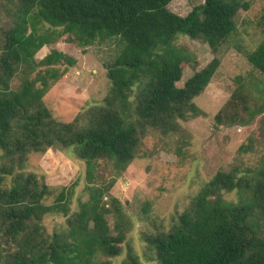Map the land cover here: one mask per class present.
Instances as JSON below:
<instances>
[{
    "label": "trees",
    "instance_id": "16d2710c",
    "mask_svg": "<svg viewBox=\"0 0 264 264\" xmlns=\"http://www.w3.org/2000/svg\"><path fill=\"white\" fill-rule=\"evenodd\" d=\"M170 1L2 3L9 19L0 25V264H112L101 256L120 254L124 240L120 213L102 199L114 179L88 184V199L71 213L66 187L51 204L44 203L51 189L26 172L25 165L31 153L71 149L86 163V179L91 182L100 159L124 169L149 128L174 133L180 128L178 121L201 113L193 99L219 61L213 57L177 86L182 69L193 63L194 56L176 38L199 39L217 51L235 32V16L248 2L199 0L187 14L179 15L168 8ZM63 35L81 47L108 43L117 51L113 60L104 62L111 82L108 94L88 110L83 123L55 119L42 101L45 90L62 74L56 64L69 65L73 59L56 48L39 60L35 54ZM246 58L263 79L256 78L251 88L237 77V87L214 115L218 124L246 125L264 112V40ZM15 77L19 83L12 87ZM130 91L133 100L128 98ZM253 92L258 95L252 104ZM249 148L244 143L238 151ZM231 193L234 197L227 198ZM51 212L66 220L64 227L48 233L42 219ZM107 212L117 216L112 225L115 235ZM171 222L167 229L144 237L156 264H264V159L256 167L217 170ZM121 264L140 263L129 249Z\"/></svg>",
    "mask_w": 264,
    "mask_h": 264
},
{
    "label": "rangeland",
    "instance_id": "374dc122",
    "mask_svg": "<svg viewBox=\"0 0 264 264\" xmlns=\"http://www.w3.org/2000/svg\"><path fill=\"white\" fill-rule=\"evenodd\" d=\"M17 4L18 0H0V25L9 15L1 6ZM248 7L240 8L235 16V32L217 49L212 51L206 42L179 35L176 43L185 47L194 56L193 63L182 69L176 82L182 86L194 72L206 66L213 57L219 65L203 91L193 101L201 113L178 121L180 128L170 134L149 128L140 136L134 158L124 169H116L108 159H100L91 182L86 179L87 165L71 149L48 148L43 153H31L27 157L26 172H33L49 185L51 192L43 200L51 204L57 192L66 187V204L73 213L80 202L88 199L87 185L108 184L103 193L108 208L120 213L121 233L124 240L121 252L114 257H104L112 264H121L129 249L138 256L140 264H156L154 253L146 247L145 235L167 229L172 217L180 213L202 185L219 169L232 166H257L264 159V112L255 115L246 125H225L215 122L217 110L230 98L241 77L251 88L256 78L262 75L247 61L246 53L264 40V0H247ZM199 0H171L168 8L179 15L187 14ZM66 35L55 43L44 45L35 54L39 60L52 48L70 56L73 63H57L62 74L45 90L42 101L52 117L59 121H86L88 110L102 103L108 94L111 82L106 76L104 62L113 60L116 48L108 43L81 47L67 41ZM19 83L15 77L12 87ZM257 93H252L257 102ZM129 100H133L130 91ZM133 117V116H132ZM128 117V118H132ZM248 144L249 151L239 152L241 144ZM231 199L233 193L226 194ZM115 201V202H113ZM106 221L112 234V225L117 216L107 212ZM66 216L59 212L44 215L42 224L48 233L65 226Z\"/></svg>",
    "mask_w": 264,
    "mask_h": 264
}]
</instances>
